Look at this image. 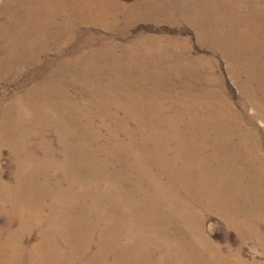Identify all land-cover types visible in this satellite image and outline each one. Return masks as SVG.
I'll list each match as a JSON object with an SVG mask.
<instances>
[{"label": "bare ground", "instance_id": "bare-ground-1", "mask_svg": "<svg viewBox=\"0 0 264 264\" xmlns=\"http://www.w3.org/2000/svg\"><path fill=\"white\" fill-rule=\"evenodd\" d=\"M180 12L200 17L181 16L226 59L239 105L217 66L185 40L70 53L0 107V159L9 148L14 163L9 181L0 167V264H264V131L256 127L264 121V0H193ZM70 42L49 48L63 54ZM168 46L172 58L162 60ZM211 216L235 231L238 247L205 233ZM67 239L73 254L64 253Z\"/></svg>", "mask_w": 264, "mask_h": 264}, {"label": "rangeland", "instance_id": "rangeland-1", "mask_svg": "<svg viewBox=\"0 0 264 264\" xmlns=\"http://www.w3.org/2000/svg\"><path fill=\"white\" fill-rule=\"evenodd\" d=\"M100 1L102 2L100 5H95L93 0H57L58 3L54 10H52L50 8L51 6L48 5L50 0H42L41 4H39L40 2L38 0H35L36 3L34 0H0V30L4 25H11L13 28L2 31L5 41L4 39L0 40L1 65L10 61V64L5 65L0 71V98L3 100L0 107L11 105L12 101H15V99L27 88H33L35 83L39 82L44 75L47 74L46 72L51 66L59 64L69 57L72 52L93 50L104 42L118 49L122 46L130 47L135 41H139L141 38L154 36L177 38L182 41L185 40L186 50L191 52L194 57H205L209 61L208 65L210 68L216 65L217 69L215 70H217V74L224 77V84L228 91V97H230L233 104L239 105V100L242 99L241 89L230 79V75L227 71L226 59L221 57L219 55L220 53L216 55L215 51L210 47L202 45L199 42L202 40L195 28V23L181 17L182 15H186L188 17L195 16V18H200L192 13L180 12L188 7L193 0ZM12 2L15 3V10L11 13L10 11L12 8L9 3ZM60 2H64L65 5L68 4V6H66L70 10L67 12L66 8L63 7ZM73 2L74 5L76 4L77 8H72V6H74L71 5ZM168 2H170L171 5H169ZM175 3H177L179 9L174 7ZM83 5L86 7L82 8ZM139 6H143V16L139 15ZM161 7H163L164 10L168 7H174L177 11L168 16H164L161 12ZM148 11L150 12L148 13ZM104 12H106V14H104ZM97 14L101 17L96 18ZM92 17L100 23L95 20V22L91 21ZM74 18H77L76 23L70 22L68 26H65V22H69ZM52 19L54 21H52ZM107 19L110 21L109 26L102 22ZM56 27L57 29H55ZM52 34L56 36H52ZM6 35H13L14 38L8 40L5 37ZM51 41L71 42L63 44V49L65 50L62 52L63 54H60L57 52L56 48H49ZM88 41H93L94 44L87 46ZM76 45L78 49H76ZM171 46H168L167 51L165 48L163 49V55L161 56L162 60L172 58L170 52ZM43 48L45 49L43 50ZM174 49H176V47ZM6 59L8 60L6 61ZM69 92H71V94L73 93L79 103L85 102L81 96L82 94L77 91L76 88H69ZM248 112L255 113L256 110L250 107ZM243 121L246 123L247 119L245 118ZM246 124L253 126L250 122ZM256 127L263 132L264 121L259 119L256 122ZM261 135L264 139V133ZM8 149H3V155L0 159V167L4 171V179L6 181L11 180L14 169V163H12L11 154L8 152ZM130 173L129 171L127 173L128 175L122 177V179L127 182ZM205 233L224 249H226L225 245L227 243H230L234 248L238 247L239 241L237 234L232 229L225 230L224 223L221 221L220 217H210V220H208L205 225ZM257 242L258 241L255 240V243ZM244 250L245 257L247 258L253 254L250 247L245 246ZM64 253H75V247L70 244L69 239H67ZM231 258L233 261H236L233 257ZM228 264L233 263L229 261Z\"/></svg>", "mask_w": 264, "mask_h": 264}]
</instances>
